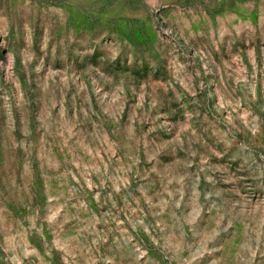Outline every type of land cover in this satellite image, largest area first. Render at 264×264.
Returning <instances> with one entry per match:
<instances>
[{"label":"rangeland","instance_id":"obj_1","mask_svg":"<svg viewBox=\"0 0 264 264\" xmlns=\"http://www.w3.org/2000/svg\"><path fill=\"white\" fill-rule=\"evenodd\" d=\"M0 264H264V0H0Z\"/></svg>","mask_w":264,"mask_h":264}]
</instances>
